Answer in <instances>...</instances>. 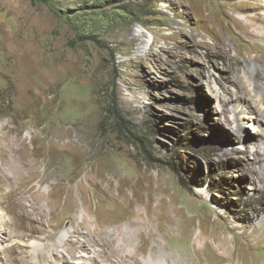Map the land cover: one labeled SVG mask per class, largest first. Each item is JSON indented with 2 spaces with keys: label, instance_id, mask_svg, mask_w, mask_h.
Masks as SVG:
<instances>
[{
  "label": "rangeland",
  "instance_id": "rangeland-1",
  "mask_svg": "<svg viewBox=\"0 0 264 264\" xmlns=\"http://www.w3.org/2000/svg\"><path fill=\"white\" fill-rule=\"evenodd\" d=\"M198 1L0 0V136L21 126L29 143L36 115L46 114L40 129L74 125L110 174L149 178L194 210L191 238L205 224L201 210L214 226L236 228L229 238L260 237L251 252L264 260V122L255 119L264 114L255 96H264V41L245 37L237 22L264 14V0H244L248 13L236 0H205L217 5L214 18ZM49 88L57 107L37 97ZM83 214L79 202L77 221ZM0 217L9 218L1 204ZM2 230L1 248L14 243ZM191 241L169 245L186 256Z\"/></svg>",
  "mask_w": 264,
  "mask_h": 264
},
{
  "label": "bare ground",
  "instance_id": "bare-ground-1",
  "mask_svg": "<svg viewBox=\"0 0 264 264\" xmlns=\"http://www.w3.org/2000/svg\"><path fill=\"white\" fill-rule=\"evenodd\" d=\"M236 1L240 12H250L244 0ZM198 3L214 18L218 8L214 1ZM247 17L249 23L237 21L243 35L264 41V14ZM233 63L239 64L237 60ZM48 90L37 91V97L47 105L59 106L61 101L49 97ZM255 96L264 105V96ZM31 103L27 110L35 113V101ZM45 115H36L29 143L20 137L21 126L0 136L6 141L12 133L17 137L15 145H0V204L9 214V218L0 217L1 239L14 241L0 247L4 264H163L164 259L168 264H264L253 256L262 247L260 237L229 238L227 234L236 228L214 226L208 214L196 210L202 212L205 224L191 238L197 226L186 223V216H196L178 207L177 196L153 189L149 178L130 182L110 174L97 160L96 148L84 145L74 125L38 128ZM255 119L264 122V114L259 110ZM43 184L50 189L42 190ZM79 202L85 211L81 221L75 216ZM119 208L126 212L123 220L112 216ZM64 218L71 220L72 229H63ZM216 231L220 236L214 235L216 246H212ZM174 237L192 239L186 256L173 252L169 241ZM33 238L40 242L31 244Z\"/></svg>",
  "mask_w": 264,
  "mask_h": 264
}]
</instances>
